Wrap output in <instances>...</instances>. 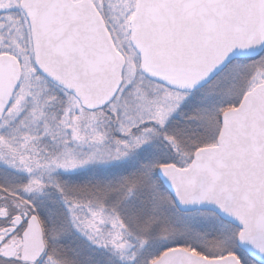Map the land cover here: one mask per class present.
Instances as JSON below:
<instances>
[{
  "label": "snow or ice",
  "instance_id": "6c2138e0",
  "mask_svg": "<svg viewBox=\"0 0 264 264\" xmlns=\"http://www.w3.org/2000/svg\"><path fill=\"white\" fill-rule=\"evenodd\" d=\"M0 264H264V0H0Z\"/></svg>",
  "mask_w": 264,
  "mask_h": 264
}]
</instances>
